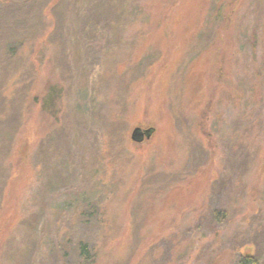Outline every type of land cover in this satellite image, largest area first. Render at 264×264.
Wrapping results in <instances>:
<instances>
[{"label":"rangeland","instance_id":"obj_1","mask_svg":"<svg viewBox=\"0 0 264 264\" xmlns=\"http://www.w3.org/2000/svg\"><path fill=\"white\" fill-rule=\"evenodd\" d=\"M97 1H69L71 75L48 41L53 3L18 50L31 86L3 163L0 264L32 245L31 264H57L84 198L96 264H264V0H114L82 30ZM134 127L154 130L137 142Z\"/></svg>","mask_w":264,"mask_h":264},{"label":"trees","instance_id":"obj_2","mask_svg":"<svg viewBox=\"0 0 264 264\" xmlns=\"http://www.w3.org/2000/svg\"><path fill=\"white\" fill-rule=\"evenodd\" d=\"M69 1L0 0V194L6 177V168L3 163L11 149L13 136L21 124L22 112L31 86L28 79L31 71L26 66L27 59H23L18 50L27 41L43 34L46 28L44 12L53 3L51 10L54 24L48 41L55 46L56 63L59 66L57 68H59L62 77L71 75L64 47V26ZM113 3L114 0H100L89 5L82 15V30L88 26H93V29L97 23L106 21V17L110 15L111 8H113ZM96 49H94L95 52ZM13 76H16L15 86L6 94L4 87ZM52 90L53 88L50 87L43 99L44 107L51 99ZM57 134L61 138L60 141L55 139ZM57 134L41 142L40 148L44 146L48 148L50 143L55 141L56 144H61L66 137L65 126H60ZM45 147L43 152H45ZM97 201L98 199H82L78 208L79 213L76 212V221L82 223V237L76 239L74 235L75 239H73V227L68 223V228H70L66 230L65 235L69 236L70 243L61 242L59 244V258H56L60 261L57 264H96L97 254L94 247L96 234L91 224L96 222L92 206L95 211H98ZM33 248V245L28 247L26 257L14 261V264H31L29 257L33 253ZM71 255L72 259H68L67 256ZM152 264H163V259L160 258ZM237 264H255V258L251 255L242 256Z\"/></svg>","mask_w":264,"mask_h":264},{"label":"water","instance_id":"obj_3","mask_svg":"<svg viewBox=\"0 0 264 264\" xmlns=\"http://www.w3.org/2000/svg\"><path fill=\"white\" fill-rule=\"evenodd\" d=\"M153 130H154L153 127H148L144 129L140 127H134L131 131L130 137L133 141L139 142V141H142L144 137L149 138Z\"/></svg>","mask_w":264,"mask_h":264}]
</instances>
